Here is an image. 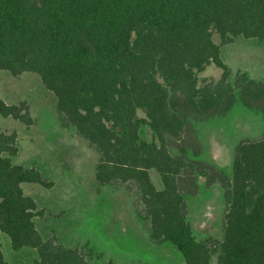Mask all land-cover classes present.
Here are the masks:
<instances>
[{"label": "trees", "instance_id": "1", "mask_svg": "<svg viewBox=\"0 0 264 264\" xmlns=\"http://www.w3.org/2000/svg\"><path fill=\"white\" fill-rule=\"evenodd\" d=\"M213 32L221 44L264 41V0H0V69L40 77L60 123L98 153L96 182L135 187L151 241L170 243L186 264L212 256L216 264H264V132L235 145L229 177L187 156L199 153L191 117L223 116L237 102L264 115V81L236 72L229 82ZM210 63L220 78L197 86L196 72ZM0 115L31 123L24 102L0 98ZM142 124L155 141L140 138ZM16 152L14 133L0 131V231L11 248L34 249L33 264H94L80 248L41 238L21 183L51 182L13 163ZM197 174L222 187L219 239H196L188 222L184 194L196 191Z\"/></svg>", "mask_w": 264, "mask_h": 264}, {"label": "rangeland", "instance_id": "2", "mask_svg": "<svg viewBox=\"0 0 264 264\" xmlns=\"http://www.w3.org/2000/svg\"><path fill=\"white\" fill-rule=\"evenodd\" d=\"M214 43L220 45V56L226 64L229 82L236 72L264 81V41L233 37L221 44L217 33ZM222 70L210 63L196 72L197 86L215 82ZM236 92V90H235ZM237 93V92H236ZM0 98L6 104L24 102L31 123L25 124L0 115V131L14 133L17 152L15 164L33 167L51 182L50 187L23 182L24 195L35 203L33 222L42 239L71 248H80L94 264H186L180 253L168 242L149 239L147 224L140 218L141 204L131 184L99 185L94 177L98 153L77 136L71 126H63L56 112L55 96L33 72L12 76L0 69ZM138 117H144L141 110ZM199 153L187 156L231 174L234 147L245 138H256L264 132V115L237 102L223 116L190 118ZM140 138L155 141L145 124L139 128ZM176 153V150L173 149ZM157 188L162 184L158 173L149 170ZM197 189L185 193L187 219L196 239L221 238L224 211L223 190L217 181L208 183L202 174L196 176ZM0 251L7 264H33L37 253L23 247L14 251L9 237L0 231ZM210 264H216L212 256Z\"/></svg>", "mask_w": 264, "mask_h": 264}, {"label": "crops", "instance_id": "3", "mask_svg": "<svg viewBox=\"0 0 264 264\" xmlns=\"http://www.w3.org/2000/svg\"><path fill=\"white\" fill-rule=\"evenodd\" d=\"M233 108V107H232Z\"/></svg>", "mask_w": 264, "mask_h": 264}]
</instances>
